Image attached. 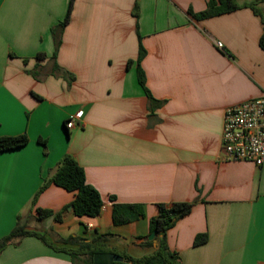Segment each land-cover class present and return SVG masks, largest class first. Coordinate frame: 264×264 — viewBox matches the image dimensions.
I'll use <instances>...</instances> for the list:
<instances>
[{"label":"crops","instance_id":"1","mask_svg":"<svg viewBox=\"0 0 264 264\" xmlns=\"http://www.w3.org/2000/svg\"><path fill=\"white\" fill-rule=\"evenodd\" d=\"M69 1L0 0V137L28 139L0 152V238L18 217L37 234L0 264H76L65 251L83 241L144 258L156 205L174 202L193 203L165 234L181 264H264V163L224 160L220 147L225 109L264 96L263 25L248 6L264 16V2L195 20L206 0H73L52 59ZM66 155L103 200L95 217L74 216L73 194L55 185L37 193ZM111 196L145 216L113 225ZM36 208L53 214L38 221Z\"/></svg>","mask_w":264,"mask_h":264},{"label":"trees","instance_id":"2","mask_svg":"<svg viewBox=\"0 0 264 264\" xmlns=\"http://www.w3.org/2000/svg\"><path fill=\"white\" fill-rule=\"evenodd\" d=\"M73 0L69 1L67 14L64 20L56 27L52 28L51 32L54 37L55 49L52 54V59H55L57 48L60 45L59 33L62 32L63 27L69 20V13ZM255 2H264V0H254ZM255 14L260 16L263 25V31L259 39V46L264 51V16L260 10L255 8L252 4L248 5ZM241 6L237 0H206V8L199 13H191L190 15L195 20L206 19L223 14H227L239 9ZM145 54L141 44L138 45V55L136 59V75L138 84L144 90L148 100L149 108L153 110L160 102L153 99L145 87V79L142 69L140 68V61ZM36 57L43 58L44 54L38 53ZM131 61L127 62V65ZM56 67V66H55ZM28 142L26 135L20 134L16 136L0 137V152L7 151L24 146ZM44 144V142H42ZM55 185L73 194V200L70 203L72 213L74 216L81 217H95L97 216L103 206V200L96 189L90 186L85 179L83 169L77 162L69 155H66L59 162L51 176L44 180L38 189L37 193L42 192L48 185ZM112 202L111 220L113 225H123L133 222L139 218H143L144 207L136 203H119L116 202L114 197H110ZM193 203L188 202H174L171 204L158 203L156 205L157 214L148 221L149 234L154 232V240L156 247L154 252L141 259H132L130 257H123V262L130 264H181L176 254L170 252L165 242L166 232L173 227L174 223L183 216L190 213ZM35 218L40 221L46 217L51 216L53 213L50 210L36 208ZM55 220L60 219V213L54 215ZM37 234L26 230L25 224L21 223L20 218H17L14 228L4 237L0 238V252L15 240H19L26 236H36ZM205 240L204 235L196 236L194 245L202 243ZM72 238L62 240L64 243H71ZM93 242H79L76 250H66L65 253L69 254L72 261L76 264H92V257L100 251L93 245ZM147 244H151L148 242Z\"/></svg>","mask_w":264,"mask_h":264},{"label":"built area","instance_id":"3","mask_svg":"<svg viewBox=\"0 0 264 264\" xmlns=\"http://www.w3.org/2000/svg\"><path fill=\"white\" fill-rule=\"evenodd\" d=\"M65 126L71 129L75 123L69 120ZM220 147L224 160L264 163V96L225 109Z\"/></svg>","mask_w":264,"mask_h":264},{"label":"water","instance_id":"4","mask_svg":"<svg viewBox=\"0 0 264 264\" xmlns=\"http://www.w3.org/2000/svg\"><path fill=\"white\" fill-rule=\"evenodd\" d=\"M155 233L152 232L148 235V240L155 242L154 240ZM123 261V258L116 254L110 253H96L92 257V264H114L120 263Z\"/></svg>","mask_w":264,"mask_h":264},{"label":"rangeland","instance_id":"5","mask_svg":"<svg viewBox=\"0 0 264 264\" xmlns=\"http://www.w3.org/2000/svg\"><path fill=\"white\" fill-rule=\"evenodd\" d=\"M100 248H101L102 250L104 249V248H102V247H98V249H100ZM100 253H102V252H100Z\"/></svg>","mask_w":264,"mask_h":264}]
</instances>
